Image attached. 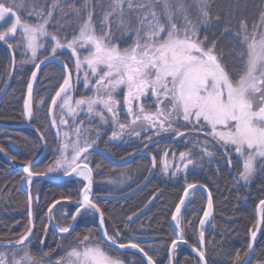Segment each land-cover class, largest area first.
I'll use <instances>...</instances> for the list:
<instances>
[{"label":"snow or ice","instance_id":"6c2138e0","mask_svg":"<svg viewBox=\"0 0 264 264\" xmlns=\"http://www.w3.org/2000/svg\"><path fill=\"white\" fill-rule=\"evenodd\" d=\"M59 2L53 0L46 14L33 3L30 14L35 15L37 20L36 23H29L18 14L25 6L24 0H0V29H3L0 30V42L9 49L13 48L10 39L15 40L18 47L23 45L25 53L30 52V59L37 70L40 64L49 59L46 55L36 63L38 53L47 41L53 42L50 50L52 58H56L57 51L63 49L70 50L74 58L72 69L62 64L66 75L50 101L52 108L58 106L62 113L59 121L53 117L51 124L68 126V118H71V135L67 130L63 132L60 159L46 172L63 169L65 175L76 173L83 177L86 183L78 193L76 211L71 219L75 221L82 214L81 209L85 214H98L100 236L99 239L92 236L90 230L82 238L77 234L75 244L67 250L57 245L62 250L58 258L53 259L49 253L43 256L49 264H126L121 250L136 249L146 258L145 264H156L139 243L131 240L122 242L124 237L118 228L113 226L112 234H109L104 226L105 213L91 199L93 170L87 163L89 150L100 140V133L97 131L95 138L89 139L92 133L84 129V120L77 122V118L85 113L89 124L93 118H98L100 125L112 126L111 140L120 139L126 132L129 136L140 137L142 131L153 130L155 136L170 133L173 138L183 137L187 140L185 131L177 127L182 124L195 137L194 141L188 142L199 146L202 156L212 158L215 155L209 147V141L222 153L229 167L233 165L235 156L236 163L240 164L237 182L250 184L258 175L264 178V11L260 13L258 23L252 25L251 33L247 22L241 21L240 31L234 33L240 44L236 56L238 66L229 71L223 55L218 52L217 42H209L207 35L201 39V26L207 29L212 22L209 0H193L198 10L196 19L189 14L190 5L185 0H110L109 10L99 18V33L94 24L92 0H83L81 7L85 10L86 18L78 24L76 34L71 39L65 35L63 42L55 32L49 31V24ZM70 7L79 17L80 8L75 5ZM133 15L135 24L132 22ZM215 19L219 21L220 17L216 16ZM112 23L116 24L122 35L131 37L130 44L124 41L126 46L121 47L114 42ZM225 31L228 29L225 28ZM36 78L37 73L33 71L32 81ZM81 78L83 87L91 90L92 95L75 98V86L80 84ZM32 95L33 84L29 83L27 99L24 101L28 117L33 114ZM147 101L152 102L155 111L145 107ZM121 111L125 113L127 123H121ZM59 133L60 129L57 128ZM201 134L204 140H201ZM145 138L149 143L152 142L151 136ZM168 155V151L162 154L165 173L172 167ZM172 157L175 161V152H172ZM178 159L181 163L175 168L177 172L186 173L189 165H194L191 151L180 152ZM151 163L153 167L156 166L154 156ZM31 167L32 162L29 160L23 169L29 184L33 176L46 174L34 173ZM196 187L195 184H188L183 197L175 206L172 221L178 233L170 245L173 256L180 243H188L181 227V211L189 190ZM51 211L52 208H49V214ZM212 211V195L208 192L207 208L203 211V219L199 221L201 246L204 244L203 226ZM261 226H264V199L259 201L258 218L254 230L250 232L251 242L247 245L245 256L254 251L253 244ZM34 227L33 220L29 219L19 239L3 244L5 249L14 250L0 251V264H42L30 252L29 238L33 236ZM56 230L58 233L71 234L75 228L73 225H57ZM192 251L197 254L201 264H207L203 247L192 246ZM173 256H170L169 264H178ZM234 264H241L239 252L234 258ZM243 264H251V260L246 259Z\"/></svg>","mask_w":264,"mask_h":264},{"label":"trees","instance_id":"16d2710c","mask_svg":"<svg viewBox=\"0 0 264 264\" xmlns=\"http://www.w3.org/2000/svg\"><path fill=\"white\" fill-rule=\"evenodd\" d=\"M41 2L43 3H39L40 6L37 7L38 9L42 8L46 14L51 9L53 0H41ZM95 3L96 0H92L93 6ZM82 4L83 0H60L58 7L55 9L53 20L49 24V31L60 36L62 42L65 35L68 39H71L72 35L76 34L78 21L86 18L85 10L81 7ZM209 4L212 22L207 26V29L204 26L201 28V39L207 35L209 42L213 40L217 42L218 52L223 55L224 62L231 71L234 66H238L236 56L240 51V44L234 33L240 31L241 21L247 22L249 33H251L252 25L258 23L260 13L264 11V0H209ZM70 5L80 8L81 14L79 17L76 16ZM61 9H63V12ZM21 11L19 12L25 17L24 20H28L25 12L21 13ZM97 11L95 10L93 19L95 27L99 28L101 24ZM61 16H63V19H61ZM216 16L220 17L219 21H216ZM61 25L64 26L61 27ZM225 28L228 31H225ZM17 38L19 37L17 36ZM13 41L15 42V40ZM52 44L51 41L45 42L44 49L38 58L46 55L50 56ZM13 52L16 57L15 79L6 96L0 100V122H10L15 119L23 121L28 118L24 108V101L27 99V85L32 83L34 87L37 84L36 81L31 79L32 72L35 69L34 63L29 62L23 65L22 58L24 57L20 53L22 50L11 51L7 45L0 42V94L5 90L12 73ZM58 56L64 59L70 67V59L66 55L58 54ZM18 63L22 64V67ZM58 67L61 66L52 63L44 69L56 72L64 71L62 67V69ZM20 77H22V80ZM54 78L56 79L53 82H41L39 84L55 89L58 85V77L55 76ZM45 93L49 94L50 90ZM5 132H12L15 135L13 137H16L21 131L6 130L0 127V144L7 148V139L3 137ZM21 133L23 137L19 138L20 154L16 157L19 161L24 162L34 158L39 152L32 138L27 136L28 134L25 131ZM107 139H102L101 145L110 149L111 153L117 158H125L134 150L133 145L123 142L113 144ZM181 143L182 152L191 148L183 140H181ZM173 145L176 148L179 147L177 143ZM163 146L165 144L159 143L155 149ZM212 146L215 155L211 159L202 156L199 151L200 154H197L200 155V161H198L196 168L189 169L186 173L183 171L180 176L171 174L168 177L161 173V162L158 163L160 157L153 149L154 155L158 159V170L149 185L127 200H103L99 204L107 218L106 222L110 233L112 234V228L115 226L124 237L122 242H128L129 240L137 242L148 252L156 264H169L170 245L177 236L172 221L175 206L183 197L186 186L199 182L205 184L212 192L215 206L213 221L207 226H203L204 244L201 246L199 243V233L201 231L199 221L203 219V211L207 207V196L205 192L196 191L194 198L190 199L182 212L181 227L183 228L184 238L193 246L203 247L208 264H234L237 252L240 253L242 262L246 258L244 253L247 251V245L251 242L250 232L254 230L256 224L258 203L261 199H264V178L258 175L248 186L237 182L236 178L240 164L236 163L235 156H233V165L229 167L224 161L222 153L216 150L214 145ZM142 159L143 157H139L133 164L118 168L98 155L94 161V166L102 167L107 169L109 173H116L119 176L129 173V171H131L130 175H133L132 168ZM146 160L148 165L145 164V166L148 168L143 179L153 168L151 158H146ZM123 177L125 178V176ZM130 178H132V182L128 179L130 181L127 183L128 186L140 183V179L135 180L133 176ZM22 179L23 173L14 171L0 157V242L7 243L19 239V235L25 232L28 221L31 219L29 215V195L22 186ZM100 182H98V185ZM102 183L100 185H103ZM124 186L126 185L124 184L122 187ZM61 192L63 193L62 189L58 187L49 186L45 188L35 209L37 215L35 216L36 231L31 239L30 252L34 257L42 259L46 263H49V261L43 256L41 240L44 241V253H49L51 256L50 253L57 252L55 256H51L55 259L62 254L61 248L57 247L58 244L62 245L64 250H67L70 245L75 244L77 234L82 238L83 235L89 234V230L96 233L94 225H89L86 228L82 227L87 230L77 229L71 234L63 235L50 228L49 221L46 219L47 210L56 199L54 198L55 194ZM102 192L106 194L114 193L111 188H104V186ZM45 227L47 235H45ZM91 235L96 236L98 239L100 236L98 234ZM121 253L127 264H145V259L135 251L121 250ZM174 261L178 264H201L197 254L186 246L178 247L174 254ZM251 264H264V230L258 238L257 250Z\"/></svg>","mask_w":264,"mask_h":264},{"label":"flooded vegetation","instance_id":"af4514ba","mask_svg":"<svg viewBox=\"0 0 264 264\" xmlns=\"http://www.w3.org/2000/svg\"><path fill=\"white\" fill-rule=\"evenodd\" d=\"M35 69H34V71H35ZM62 72H56V71L47 70L44 68L41 70V72L39 73V75L37 76V78L35 80L37 84L33 87V95H32V101H33L32 112H33V114H32V117L30 119L25 118L23 121L15 119V120H12L10 122H1V123L11 125L10 127H2V128H5L6 130H19L21 132L25 131L28 134L27 136L32 138L33 142H35L34 144L36 145L39 153L34 158L30 159V161L32 162L31 170L34 173H36V172L45 173L49 167H54L56 160H58V158L61 154V151H60V149H61L60 134L59 135L57 134V128H59V126H58V124L56 126H53L51 124L52 118L53 117L56 118V113H57L59 107L57 106L55 108L54 112L52 113V106H51L50 101H51V98L55 95V92L58 90L59 85L63 82L62 81V77H63L62 74L64 73V75H65V71L63 73ZM55 76L58 77V85L55 89H53V88L51 89L49 86L48 87L40 86L39 83H41V82H43V83L44 82H53L56 79V78H54ZM14 79H15V74H14L12 82H14ZM45 90L46 91L50 90V93L49 94L45 93L46 92ZM77 91H78V93L75 96V98H79V96H81V95H89L90 94V91H88V94H85V92H87V91L84 90L83 86H82V88H80ZM58 105H59V102H58ZM80 118L81 117H78L77 122L79 120H82V118L81 119ZM70 126H72V123L70 124ZM21 132L19 133L18 136L16 135V137H13L15 135H13L12 132H5L3 134V137L5 139H7L6 143H7L8 149L4 148L0 144V149H3V151H0V157L3 159L4 162L8 163L11 166V168L14 169V171L22 172L23 176L27 177V175L24 173V171L21 169V167L24 169V167L27 166V162L29 160L21 162L16 157L20 154L19 138L23 137ZM189 135H191V134H189ZM145 139H146L145 135L141 136L140 142L138 143L137 141H139V140H137L135 138V136L132 135L130 137V140L126 143L129 145H133L134 150L131 153H129L125 158L115 157L111 153V150L108 149L107 147H103L101 145V143H98V145H95L97 147L105 149L107 154L114 160L124 161V160L131 159V162L128 165L116 166L118 168H123V167L129 166L130 164H133L134 162H136L137 158L143 157V159L138 161L136 163V166L134 168H132L133 169V171H132L133 175H130L131 171H129V173L123 174V176H125V178L122 175L119 176L116 173H109L107 169H103L102 167L94 166V161L98 155L102 156L105 160H107V159L102 154H100L96 151H89V154L91 153L93 155L92 159L89 162H87L89 167L92 168V170H93V185H92L91 199L99 207H100L99 204L103 200H105V201L127 200L128 198L122 199V200H114L113 197L129 193L134 188H136L139 185H141L142 183H144L150 176H152V179L154 178V176L158 170V168H157L158 163L162 162L161 151H158V148L155 149V147L158 146L159 143L165 144V146H171V145L177 143L179 145V147L174 148L173 151L175 150L177 155H179V153L182 152L181 151L182 143H181V140H178V138H173V140L172 139L152 140L151 143H149V141L147 139H146V142L144 143L143 141ZM123 141L124 140H120L118 142H123ZM145 145H147V147H145ZM38 146L40 149L38 148ZM173 146H175V145H173ZM153 149H154V151H156L158 153V156L160 157L159 160L154 155ZM129 156H130V158H128ZM153 156L156 158V160H158V163L156 164L155 167L152 168V170L143 179V177L146 175L147 168H148L145 166V164L148 165L146 158L147 159L152 158ZM199 157H200V155H198L196 153V155L193 157V159H195L194 165H189V168L187 170L196 168L198 161H200ZM207 158H209V157H207ZM209 159H211V158H209ZM141 170H142V172H141V177L139 180L137 178L139 177L138 174L140 173ZM161 171H162V163H161ZM181 173H182V171L177 172L176 174H173V173H170L169 175H164L163 173L162 174L164 176L168 177L171 174H173L174 176H180ZM46 174L53 176V177H59V178H64L66 176L63 173L56 172V171L46 172ZM132 176H133V178H135V180L136 179L139 180L140 183L136 184V185L133 184L134 186L131 185L132 186L131 187V186H128L127 183H129L130 181L132 182V178H130ZM128 179L130 181H128ZM253 180H252V182H253ZM32 181H33V184L30 187L31 191H33V189H35V188H38L37 194L33 193L35 200L33 202L34 207H33V213H32L33 215H31V219L34 222V225H35V216H37L35 209H36L38 201H40V197H42V194H43L45 188H47L49 186L50 187H58L59 189H62L63 193L61 192L60 194H55L54 198H56V199L51 203V205L49 207V208H52L51 214H49V212L47 210L46 219L49 221L50 228L53 231H55L56 233H58L56 230L57 225L61 226V227L73 225L75 230H77V229L82 230V229L88 227L89 225H94L96 227V230H95L96 233L91 232V234L100 235V233L98 232V228H99V216H98V214L90 213V216H89V215L84 213L83 209H81L82 214L80 216H78L75 221H73L71 219V216L74 215L75 211H76L77 204L75 203V201H77V199H78V193L82 190V188L84 187V184L86 183V181H84L82 177L75 175L73 178L68 179V180L53 181V180H43V179H32ZM99 181L103 182L102 183L103 185H100L101 182L98 185ZM240 182L244 186L251 185V183H252L251 182L250 184H245L243 181H240ZM121 183H123V184H121ZM124 184L126 186L122 187ZM191 184L205 185V184L199 183V182L191 183ZM103 186H104V188L105 187L111 188L114 193H112V194L103 193L102 192ZM121 187H122V189H120ZM24 189L28 192V189L26 187H24ZM208 190H209V188H208ZM196 191H202V192L206 193V196L208 195L206 190H204L202 188H195L189 194L187 201H185V206L189 203L190 199H192L191 195L193 193H194L193 196H195ZM97 192H99V193H97ZM139 192H137V193H139ZM211 195H212V192H211ZM212 198H213V195H212ZM56 201H59V203H56ZM53 204H55V207H52ZM184 207H183V209H184ZM29 208H30V206H29ZM100 209L102 210L101 207H100ZM183 209L181 211V215H182ZM214 213H215V206H214V199H213V213H211V215L207 219V220L210 219L208 221L207 225L213 221ZM49 216H51L52 218L49 219ZM257 218H258V206H257ZM104 220H105L104 226L107 227V229H108L107 222H106L107 221L106 216H104ZM82 227H84V228H82ZM174 227H175V222L173 221V229H174ZM84 230H87V229H84ZM263 230H264V226H262V230L259 234V237H260L261 233L263 232ZM35 231H36V225H35L34 233H35ZM174 231H175V229H174ZM84 232H86V231H84ZM108 232H109V234H111L109 229H108ZM58 234L63 235L64 233H58ZM257 241H258V239H257ZM180 246H186V245H180ZM256 247H257V242H256ZM41 250L44 253L43 244L41 246Z\"/></svg>","mask_w":264,"mask_h":264},{"label":"rangeland","instance_id":"374dc122","mask_svg":"<svg viewBox=\"0 0 264 264\" xmlns=\"http://www.w3.org/2000/svg\"><path fill=\"white\" fill-rule=\"evenodd\" d=\"M185 2H186V4L187 5H190V7L188 8V11H189V14L193 17V19H196L197 18V16H198V10H197V7H196V5H195V3L193 2V0H185ZM35 4L36 5V7L37 6H40L39 5V3H43V2H41V0H24V8H22V9H20L19 11H21V13L22 12H25V14H26V16H27V18H28V20H26V21H28L29 23H36V20H37V18H36V16L35 15H31L30 13L32 12V4ZM109 4H110V0H102V1H100L99 0V2H97V0H96V3H95V5H94V9L95 10H98L97 12L99 13L98 14V19L102 16V14L105 12V11H108L109 10ZM38 8V7H37ZM157 10L159 11V7L157 8ZM18 14L20 15V17H21V19H22V17H23V19L22 20H24V16L23 15H21L20 14V12H18ZM126 15H127V11H126ZM84 19V18H83ZM82 19V20H83ZM82 20H79L78 21V24L82 21ZM132 22H133V24H135V16L133 15L132 16ZM179 22V21H178ZM10 23V22H9ZM203 27V25L201 26V28ZM100 28H101V25H100V27L99 28H96V30H97V32L99 33V31H100ZM111 28H112V35H113V40H114V42L115 43H117V44H119L121 47H125L126 46V44L125 43H123L124 41H127V43L128 44H130L131 43V37L130 36H128V35H122L121 34V31H119V30H117V27H116V24L115 23H112V26H111ZM0 30H3V29H0ZM18 37H19V35H17ZM9 43H11V44H13V48L11 49V51H14V50H22V52H20L23 56L22 57H24V58H22V63H23V65H26L27 63H29V62H32L31 61V59H30V52H28V53H25V50H24V47H23V45H21V46H17L16 45V43L13 41V39H10L9 40ZM44 49V48H43ZM43 49H41L40 50V52L38 53V56L40 55V53H42L41 51L43 50ZM83 51V50H82ZM58 54H63V55H66L69 59H70V69H72L73 68V60H74V58L71 56V54H70V50H68V49H63V50H58L57 51V56H58ZM41 58H44V57H40V58H38V60L36 61V63H39V60H42ZM13 61V60H12ZM19 64V63H18ZM19 65H21V67H22V64H19ZM20 67V68H21ZM58 68H60V69H62L61 67H58ZM63 70H61V72H62ZM64 72V71H63ZM62 72V73H63ZM62 76L64 77L65 75H64V73L62 74ZM63 77H62V81H63ZM20 79L22 80V77H20ZM74 82H75V73H74ZM82 86H83V79L81 78V82H80V84L79 85H76L75 86V93H74V97L77 95V93H78V91L77 90H79L80 88H82ZM84 90L85 91H87V92H85V94H88V91H90V94L89 95H92V91L91 90H87V89H85L84 88ZM119 98V97H118ZM145 107L147 108V109H149L150 111H155V108H154V106H153V104H152V102L151 101H147L146 103H145ZM33 113V112H32ZM61 115H62V113H61V111H60V109H58V111H57V113H56V119H57V121H59V119H60V117H61ZM28 117V116H27ZM32 117V116H31ZM31 117H28V119H30ZM79 117H81L82 118V120L84 119V125H83V127H84V129H86L88 132H91L92 133V136H90L89 137V139H94L95 138V133L97 132V131H99V133H100V140L97 142V144L96 145H98V143H100L101 142V140L102 139H104V138H108L107 140L109 141V142H111V143H113V144H115L116 142H118V141H120V140H124L123 141V143H125L126 144V142H128L129 140H130V137L131 136H129L128 134H127V132L120 138V139H117V140H111L110 139V136H111V131H112V126H110V125H100V123H99V120H98V118H93V120H92V122H91V124H89V122H88V120L85 118V113H81L80 114V116ZM65 118H68V117H65ZM80 118V119H81ZM123 118H125V119H123ZM69 119V121H70V124L72 123L71 122V118H68ZM78 119V118H77ZM120 121H121V123H127L128 122V120H127V118L125 117V113L123 112V111H121L120 112ZM58 124V123H57ZM70 124L68 125V126H63V125H59L58 124V126H59V129H60V142H61V148H62V146H63V132L65 131V130H67V131H69L70 132V135H71V129H72V126H70ZM177 127H178V129L180 130V131H185V133H186V136H187V140H185V138H183V137H179L178 138V140H183V142L184 143H186V144H188V145H190L191 146V148L189 149V150H187V151H191V154H192V158L196 155V153H198V154H200V150H199V146H193V143H190V142H188V141H194L195 140V137H193L192 135H189L190 134V132H188L185 128H184V126L181 124V125H177ZM154 131V130H153ZM153 131H148V132H141V136H143V135H145V137L146 136H151L152 137V140H162V139H173V137H172V135L170 134V133H162L160 136H155V135H153ZM141 136L140 137H136L135 136V138L137 139V140H139V141H137L138 143L140 142V139H141ZM200 138H201V140H204L205 139V137L201 134V136H200ZM82 139H83V137H82ZM144 143L146 142V139L143 141ZM209 147H210V149L211 150H213L214 148H213V146H212V143H211V141H209ZM174 148H176L175 146H173V145H171V146H164V147H158V151H161V153L163 154V152H165V151H168L169 152V155H168V157H167V159H168V162H169V164L170 165H172V167L169 169V171L167 172V173H165L164 171H163V167H162V173L164 174V175H169L170 173H173V174H176L177 173V171L175 170V168H176V166L177 165H180V161H179V159H178V157H179V155H177L176 154V156H177V158L175 159V161H173V157H172V152H175V150L173 151V149ZM196 150H198V151H196ZM215 152V151H214ZM176 153V152H175ZM61 155V154H60ZM92 154L90 153V154H88V161L87 162H89L91 159H92ZM128 158H130V156L128 157ZM58 159H60V156H59V158ZM194 161H195V159H194ZM162 163V162H161ZM156 164H157V160H156ZM115 166V165H114ZM56 172H60V173H63L64 174V171H63V169H60V170H58V171H56ZM141 172H142V170L140 171V173L138 174L139 175V177L137 178V179H140V177H141ZM183 172V171H182ZM32 184H33V181H31V184H29L28 182H27V179H26V177H24L23 176V179H22V185L24 186V187H26V188H28L29 189V193H30V195H29V193H28V195H29V198H31V202L29 203V206H30V208H29V211L31 212V215H33L32 213H33V207H34V204H33V202H34V200H35V197H34V194H37V192H38V188H35V189H33V191H31V186H32ZM34 193V194H33ZM194 193L191 195V198H193L194 196ZM183 209V208H182ZM29 212V213H30ZM94 214V213H93ZM87 215H89L90 216V213L89 214H87ZM92 217V216H91ZM210 220V219H209ZM209 220H206L205 221V224H204V226H206L207 225V223H208V221ZM181 226H182V221H181ZM14 249H5V248H0V251H7V252H11V251H13ZM20 253H18V255H19ZM51 254V256H55L56 254H57V252H54V253H50ZM32 255V254H31ZM33 256V255H32ZM34 257V256H33ZM35 259L37 260V261H42V264H49V263H46L44 260H42V259H38V258H36L35 257ZM126 262V261H125ZM127 264V263H126Z\"/></svg>","mask_w":264,"mask_h":264},{"label":"water","instance_id":"95a60500","mask_svg":"<svg viewBox=\"0 0 264 264\" xmlns=\"http://www.w3.org/2000/svg\"><path fill=\"white\" fill-rule=\"evenodd\" d=\"M14 53V52H13ZM12 53V55H13ZM52 63H57L59 64L61 67H62V64H67L65 62L64 59H62L61 57L57 56L56 58H52L51 56H49V59L48 60H45V62L43 64H40V67H39V70L35 69V72L37 73V76L39 75V73L41 72V70L52 64ZM68 65V64H67ZM64 70L65 68L62 67ZM68 68L70 69V67L68 66ZM15 71H16V57L13 56V66H12V73H11V77L8 81V84L5 88V90L0 94V100L7 94V92L9 91L10 87H11V84H12V81H13V77H14V74H15ZM65 73H66V70H65ZM59 102V101H58ZM55 108L53 109L52 108V113L54 112ZM11 125H8V124H5V123H1L0 122V127H10ZM89 151H96L100 154H102L107 160L108 162H110L111 164L115 165V166H125V165H128L130 162H131V159H128V160H124V161H117V160H114L112 159L106 152L105 149L103 148H100V147H97V146H94L93 149H90ZM21 169L23 170V168L21 167ZM25 173V172H24ZM27 175V173H25ZM76 175V173H72L71 175H66L64 178H59V177H53V176H50V175H39V176H33L32 179H43V180H53V181H57V180H68V179H71L73 178L74 176ZM152 180V176H150L144 183H142L141 185H139L138 187L134 188L132 191H130L129 193L127 194H124V195H120V196H115L113 197L114 200H122V199H126V198H129L130 196L136 194L137 192H139L140 190L144 189L149 183L150 181ZM197 187L196 188H202L204 190H206V192H210L208 190V188L205 186V185H202V184H195ZM193 189H190L189 190V194L191 193ZM189 197V196H188ZM188 199V198H187ZM187 199L185 201H187ZM212 201H213V198H212ZM75 203L77 204V201H75ZM213 213V211H212ZM34 229L35 227L33 228V234H34ZM175 229V232L176 234L178 233V230L176 229V227H174ZM261 230H262V226H261ZM261 232V231H260ZM260 232L257 233V238H256V241L254 242L253 244V248H254V251L249 253L248 256L245 258L246 259H250L251 260V263L255 257V253H256V250H257V247H256V242H257V239L259 237V234ZM33 237V236H32ZM32 237H30L29 239L31 240ZM28 242L26 241L25 244H27ZM3 244H5V242H0V247H3ZM180 245H186L189 249L192 250V245L188 242L187 244H183V243H180L178 246ZM125 250H133V251H136L137 253L138 250L136 249H125ZM142 257H143V254L142 253H139ZM170 256H173V254L170 252ZM144 258V257H143ZM174 258V256H173ZM146 259V258H144ZM206 259V258H205ZM243 264V262L241 263Z\"/></svg>","mask_w":264,"mask_h":264},{"label":"bare ground","instance_id":"6f19581e","mask_svg":"<svg viewBox=\"0 0 264 264\" xmlns=\"http://www.w3.org/2000/svg\"><path fill=\"white\" fill-rule=\"evenodd\" d=\"M80 177V176H79ZM83 178V177H82Z\"/></svg>","mask_w":264,"mask_h":264}]
</instances>
